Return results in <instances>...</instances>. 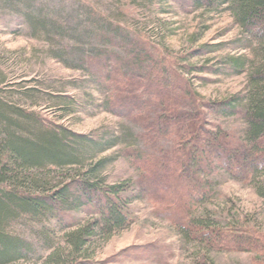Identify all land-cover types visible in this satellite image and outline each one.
I'll use <instances>...</instances> for the list:
<instances>
[{
    "label": "trees",
    "instance_id": "obj_1",
    "mask_svg": "<svg viewBox=\"0 0 264 264\" xmlns=\"http://www.w3.org/2000/svg\"><path fill=\"white\" fill-rule=\"evenodd\" d=\"M193 2L227 5L235 24L253 38L264 58V0ZM43 7L39 0H0L1 14L21 19L30 34L46 37L61 25L45 20ZM119 33H123L119 27L104 29L97 37L102 45L95 44L99 48H91L87 55L77 51L69 60L88 69L97 90L108 94L104 110L139 130L131 137L133 142L128 140L135 149L122 155L137 173L132 196L175 212L176 228L187 242L195 240L212 251L254 253L262 257L259 264H264V233L248 226H240L238 233L222 231L213 219L217 214L204 208L215 196L211 181L219 175L247 184L264 201V68L250 74L249 91L237 104L232 98L207 107L198 103L187 80L174 71V63L163 60L161 70L144 45L138 42L141 51ZM9 112L0 103V264L24 259L29 250L7 231L23 217L36 220L53 216L63 226L60 215L89 216L90 225L66 234L67 256L82 255L96 239L130 225L124 212L125 191L119 190L121 185L103 187L102 161L92 160L113 146L109 145L110 137L93 139L48 125L27 127L36 123H17L8 116L20 113ZM208 116L238 117L244 128L239 137L231 132L223 135L219 125L206 121ZM206 124L212 130H206ZM86 161L90 163L85 165ZM75 166L79 167L76 178L50 186L55 174ZM33 170L42 173L32 174ZM180 190L186 195L179 196ZM49 257L59 263L58 255Z\"/></svg>",
    "mask_w": 264,
    "mask_h": 264
},
{
    "label": "rangeland",
    "instance_id": "obj_2",
    "mask_svg": "<svg viewBox=\"0 0 264 264\" xmlns=\"http://www.w3.org/2000/svg\"><path fill=\"white\" fill-rule=\"evenodd\" d=\"M39 3L45 5V20L61 25L51 36L30 34L21 19L0 13V103L20 113L9 112L13 121L36 123L27 127L48 125L93 139L110 137L109 145L113 146L92 160L102 161L103 187L121 185L119 190L125 191L124 212L131 223L126 229L96 239L84 254L67 256L70 248L66 234L90 225L89 216L72 212L65 218L60 215L63 226L53 216L36 220L23 217L7 231L29 250L24 259L12 264H57L49 259L51 254L58 255V264H259L262 257L254 253L212 251L195 240L187 242L178 233L175 212L132 196L137 173L122 155L135 149L128 140L133 142L131 137L138 135L139 130L122 117L106 112L108 94L97 90L88 69L69 60L77 51L87 55L93 48H99L95 44H99L97 37L104 34V29L119 27L123 31L119 34L126 36L127 41L144 45L161 70L163 60L174 63V71L187 80L189 91L197 95L201 105L209 107L232 98L237 104L249 91L250 74L264 68V58L253 38L235 24L227 5L208 6L204 2L200 5L193 0H39ZM94 22L99 24L97 28ZM100 25L104 26L99 29ZM198 50L204 53H196ZM201 110L208 115L207 110ZM206 121L219 125L223 135L231 132L239 137L244 128L238 117L208 116ZM204 128L212 130L208 124ZM78 168L55 174L50 186L76 178ZM211 186L215 196L204 208L217 214L213 218L216 226L225 232L238 233L240 226H248L264 233V201L247 184L219 175ZM183 195L186 192L180 190L179 196Z\"/></svg>",
    "mask_w": 264,
    "mask_h": 264
}]
</instances>
